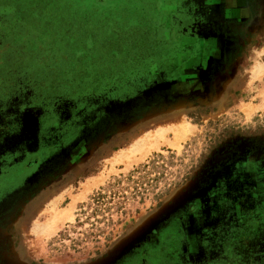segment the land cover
<instances>
[{
  "label": "rangeland",
  "instance_id": "obj_1",
  "mask_svg": "<svg viewBox=\"0 0 264 264\" xmlns=\"http://www.w3.org/2000/svg\"><path fill=\"white\" fill-rule=\"evenodd\" d=\"M0 264H264V0H0Z\"/></svg>",
  "mask_w": 264,
  "mask_h": 264
},
{
  "label": "trees",
  "instance_id": "obj_2",
  "mask_svg": "<svg viewBox=\"0 0 264 264\" xmlns=\"http://www.w3.org/2000/svg\"><path fill=\"white\" fill-rule=\"evenodd\" d=\"M113 186H115V184H111L110 185V188L112 189L113 188ZM111 193H112V191H111ZM114 194H116V191L114 192ZM125 196H122V198H124ZM98 198V197H97Z\"/></svg>",
  "mask_w": 264,
  "mask_h": 264
}]
</instances>
